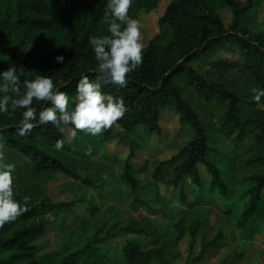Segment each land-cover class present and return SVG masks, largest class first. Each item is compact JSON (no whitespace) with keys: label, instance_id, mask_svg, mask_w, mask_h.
<instances>
[{"label":"trees","instance_id":"trees-1","mask_svg":"<svg viewBox=\"0 0 264 264\" xmlns=\"http://www.w3.org/2000/svg\"><path fill=\"white\" fill-rule=\"evenodd\" d=\"M151 1L134 0L128 14L135 6L147 8ZM255 1L177 0L164 19L174 24L172 41L166 45L152 41L143 52L142 63L128 74L126 85L99 81L104 93L123 97L127 111L116 122L127 132L144 128L149 134H160L162 111L175 109L194 137L173 159L156 168V181L167 188L179 189L183 203L187 202L184 187L187 180L205 186L217 205L234 216L241 228L257 216L264 198V97L259 102L241 97L238 92L227 90L223 82L226 77L233 79L238 75L239 80H231L230 85L248 81L249 86L264 89V35L255 38L241 29L242 17L255 10ZM107 2L0 0V72L12 65L24 69L21 81L34 79L37 74L47 75L54 83L63 81L62 87L57 84L61 91L76 96L82 76L96 79L89 37L110 34L107 31L110 17L104 15ZM222 7L233 13L230 28L218 13ZM61 55L64 62L58 63L56 57ZM189 90L214 109L225 105L218 123H208L200 116L187 94ZM32 106L39 111L50 105L34 100ZM21 119V109L13 112L10 108L9 113L0 114V142L22 154L33 173L28 182L27 171L13 173L18 182L15 198L22 204L25 196L30 199L26 212L0 226V264H168L165 259L168 240L149 250H143L140 242L129 241L116 248L118 258L114 261L98 255L100 249L91 242L81 249L71 243L62 253L38 256L39 247L34 240L46 227L41 219L42 209L68 206L39 202L45 192L44 183L61 173L85 187L95 188L84 172L79 173L57 153L95 157L97 152L92 147H83L84 153L77 149V138L71 141L63 131L64 128L74 131L71 125L57 128L51 122L37 124L21 136L18 132ZM75 132L81 135L84 131ZM99 136L104 142L113 135L106 129ZM58 140L64 141L59 150L55 147ZM121 165L130 192L143 191L133 175L131 161H122ZM199 165L211 177L208 185L200 180ZM189 224L186 219H179L174 223L175 231ZM150 230L131 223L109 238L122 233L150 237Z\"/></svg>","mask_w":264,"mask_h":264},{"label":"rangeland","instance_id":"rangeland-1","mask_svg":"<svg viewBox=\"0 0 264 264\" xmlns=\"http://www.w3.org/2000/svg\"><path fill=\"white\" fill-rule=\"evenodd\" d=\"M176 2L152 0L147 8L133 7L130 16L142 24L143 52L152 41L162 45L172 41L174 24L164 19L169 7ZM218 13L225 26L230 28L234 20L231 9L222 7ZM241 29L249 31L255 38L264 35V0H256L255 10L243 15ZM237 76L233 79L226 77L223 82L226 89L252 99L251 90L256 87L249 86L248 81L230 85L231 80H239ZM187 94L204 120L218 123L225 105L219 104L214 109L192 90ZM68 97L71 108L77 95ZM160 127V134L152 135L144 128L127 132L115 122L108 129L113 136L104 142L99 135L92 136L84 131L73 136L72 130L64 128L69 140L77 138L75 146L81 153H84L83 147H92L97 156L65 152H59L57 156L75 166L79 173L84 172L95 188L85 187L61 173L44 183V196L38 198L39 202L68 206L42 209L41 219L46 227L34 240V245L39 247L38 256L62 253L71 243L81 249L91 242L93 247L100 249L98 255L109 256L114 261L118 258L116 248L129 241L140 242L143 250H149L161 247L162 242L168 240L165 248L168 264H264V198L260 212L242 228L234 216L217 205L216 198L207 192L205 186H197L192 180H187L184 185L187 202L183 203L179 189L167 188L164 183L156 181V168L173 159L194 133L174 108L162 111ZM0 152L4 153V162L14 164V171H27L26 181H30L33 175L28 170L30 162L22 154L1 142ZM126 160L131 161L133 175L144 189L136 194L130 192L123 178L121 162ZM198 171L201 182L208 185L211 177L207 170L199 165ZM17 187L14 177V193ZM183 218L189 221V226L175 231L174 223ZM131 223L151 229L152 236L122 233L117 238H109Z\"/></svg>","mask_w":264,"mask_h":264},{"label":"clouds","instance_id":"clouds-1","mask_svg":"<svg viewBox=\"0 0 264 264\" xmlns=\"http://www.w3.org/2000/svg\"><path fill=\"white\" fill-rule=\"evenodd\" d=\"M134 0H108L104 15L110 17L108 33L103 36H90L89 44L96 61V79L82 76L77 84V97L73 107H69L68 95L60 90L63 81L54 83L52 77L37 74L34 79H24V69L10 66L0 72V114L22 110V119L18 128L19 135L29 133L37 124L52 123L59 128L71 125L75 130H83L87 134L97 136L109 129L127 111L123 97H114L102 91L101 83L124 86L127 76L137 68L143 60L144 45L141 40L142 24L139 19L131 17L129 8ZM58 63L64 57L57 56ZM59 84L60 87L57 86ZM253 99L257 102L264 97V89L253 88ZM12 94V95H9ZM44 102V108L37 110L33 102ZM64 141L58 140L55 147L63 148ZM4 153L0 152V226L15 220L28 210L25 196L22 204L15 198L14 177L15 166L4 162Z\"/></svg>","mask_w":264,"mask_h":264}]
</instances>
